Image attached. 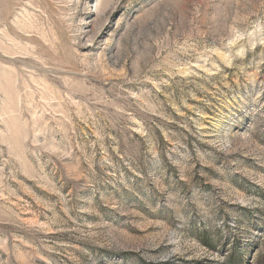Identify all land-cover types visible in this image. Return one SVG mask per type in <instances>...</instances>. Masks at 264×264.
I'll return each instance as SVG.
<instances>
[{"label": "rangeland", "instance_id": "rangeland-1", "mask_svg": "<svg viewBox=\"0 0 264 264\" xmlns=\"http://www.w3.org/2000/svg\"><path fill=\"white\" fill-rule=\"evenodd\" d=\"M0 264H264V0H0Z\"/></svg>", "mask_w": 264, "mask_h": 264}]
</instances>
